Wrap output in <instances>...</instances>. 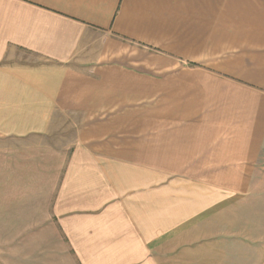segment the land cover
<instances>
[{
  "label": "crops",
  "instance_id": "1",
  "mask_svg": "<svg viewBox=\"0 0 264 264\" xmlns=\"http://www.w3.org/2000/svg\"><path fill=\"white\" fill-rule=\"evenodd\" d=\"M0 264H264V0H0Z\"/></svg>",
  "mask_w": 264,
  "mask_h": 264
},
{
  "label": "rangeland",
  "instance_id": "2",
  "mask_svg": "<svg viewBox=\"0 0 264 264\" xmlns=\"http://www.w3.org/2000/svg\"><path fill=\"white\" fill-rule=\"evenodd\" d=\"M62 122L61 123H63V122H65L66 121V119L64 118V117H62ZM61 130H59V133L60 134H67L68 135V137H70L71 136V133H72V131H73V129H69V127H68V125L66 126V125H64V127H61L60 128ZM73 134V133H72Z\"/></svg>",
  "mask_w": 264,
  "mask_h": 264
}]
</instances>
